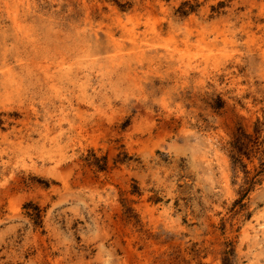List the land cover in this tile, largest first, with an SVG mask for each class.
I'll return each mask as SVG.
<instances>
[{
	"label": "rangeland",
	"instance_id": "1",
	"mask_svg": "<svg viewBox=\"0 0 264 264\" xmlns=\"http://www.w3.org/2000/svg\"><path fill=\"white\" fill-rule=\"evenodd\" d=\"M0 264H264V0H0Z\"/></svg>",
	"mask_w": 264,
	"mask_h": 264
},
{
	"label": "trees",
	"instance_id": "2",
	"mask_svg": "<svg viewBox=\"0 0 264 264\" xmlns=\"http://www.w3.org/2000/svg\"><path fill=\"white\" fill-rule=\"evenodd\" d=\"M248 141H252V139L249 138L243 131H239L236 134L234 141L232 142V149L238 154L236 156L239 157L251 151L248 147ZM238 157L236 160H239Z\"/></svg>",
	"mask_w": 264,
	"mask_h": 264
}]
</instances>
